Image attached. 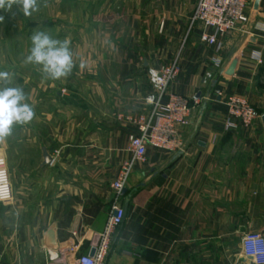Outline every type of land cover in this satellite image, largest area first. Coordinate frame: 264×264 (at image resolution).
Segmentation results:
<instances>
[{
    "label": "crops",
    "instance_id": "1",
    "mask_svg": "<svg viewBox=\"0 0 264 264\" xmlns=\"http://www.w3.org/2000/svg\"><path fill=\"white\" fill-rule=\"evenodd\" d=\"M42 1L45 27L62 20L61 33L75 32L77 41L68 45L69 74L46 73L45 95L31 90L25 101L32 120L13 125L21 181L16 198L0 204V264H75L91 252L117 199L111 185L130 157L129 137L138 133L126 117L151 111L149 69L175 59L181 71L170 90L192 104L183 149H148L118 199L125 219L105 264H264L242 252L245 234L264 235V33L245 26L203 43V27L189 29L198 0ZM256 1L251 22L264 24V0ZM10 13L19 26L20 11ZM60 84L68 91L54 92ZM232 95L260 112L252 128H225ZM2 142L8 162L7 137ZM67 246L76 253L50 260Z\"/></svg>",
    "mask_w": 264,
    "mask_h": 264
},
{
    "label": "built area",
    "instance_id": "2",
    "mask_svg": "<svg viewBox=\"0 0 264 264\" xmlns=\"http://www.w3.org/2000/svg\"><path fill=\"white\" fill-rule=\"evenodd\" d=\"M251 0H198L191 16L190 29L197 25L203 27L200 41L214 45L217 34H226L237 28L248 26V30L264 33L263 23H252L249 13ZM181 66L178 59L159 68L149 69V79L152 92L146 97V103L151 106L149 113L129 116L126 119L136 126L138 133L129 137L130 157L121 165L117 178L111 187L117 196L113 211L104 230L98 235L91 247V252L79 253L75 264H104L111 249L113 236L125 219V208L118 203L130 176L140 165L147 163L150 147L165 152H177L183 149L181 128L190 122L192 113L191 100L170 90L180 74ZM167 98V100H165ZM227 119L225 128L237 126L252 128L261 117L260 112L245 97L232 95L225 101ZM14 199V189L7 168L0 166V204ZM242 252L247 259L255 263L264 262V235L260 232H250L242 239ZM75 254L73 246L61 247L49 258L56 262L61 258Z\"/></svg>",
    "mask_w": 264,
    "mask_h": 264
},
{
    "label": "rangeland",
    "instance_id": "3",
    "mask_svg": "<svg viewBox=\"0 0 264 264\" xmlns=\"http://www.w3.org/2000/svg\"><path fill=\"white\" fill-rule=\"evenodd\" d=\"M8 1V0H6ZM6 4V3H5ZM5 5L1 9L2 12L6 13V17L0 18V72H8L10 79L8 82L0 81V88L3 87H17L23 90L26 100L29 101V94L31 90L40 92V97L45 95L46 84L45 72L43 71L42 65L31 63L27 57L30 55L32 48V36L40 31L47 33L51 38L58 41H77L75 32L70 35H63L61 33V27L63 25L62 20H57L58 23L53 27H45L46 21V4L42 0H37L36 7L31 10L30 14H25L23 5L21 2L16 4L12 3ZM12 12L20 11L21 24L14 27V19ZM12 17V18H11ZM17 21V20H16ZM32 22L36 24H32ZM189 23V29H190ZM73 70V69H72ZM36 73L38 78H36ZM30 75L34 76V79H30ZM62 84L55 86L54 92H67V88L63 89ZM13 127L9 136H7L6 150L8 155V162H3L0 158V166L7 168L9 171L11 181L14 189V197L16 198V188L21 181L16 177V167L19 163L20 156L13 155ZM4 149V144L2 146ZM9 206V205H7ZM250 260V259H249ZM252 262V260H250Z\"/></svg>",
    "mask_w": 264,
    "mask_h": 264
},
{
    "label": "clouds",
    "instance_id": "4",
    "mask_svg": "<svg viewBox=\"0 0 264 264\" xmlns=\"http://www.w3.org/2000/svg\"><path fill=\"white\" fill-rule=\"evenodd\" d=\"M11 4L12 0H8ZM25 14H30L36 7L37 0H20ZM5 0H0V7ZM32 48L28 61L42 65L43 71L52 79L67 76L72 68V54L69 50V41L63 42L51 38L45 32H36L32 36ZM10 74L0 72V81L8 82ZM26 96L22 89L17 87L0 88V141L10 135L16 123H27L32 120L34 111L25 102Z\"/></svg>",
    "mask_w": 264,
    "mask_h": 264
},
{
    "label": "water",
    "instance_id": "5",
    "mask_svg": "<svg viewBox=\"0 0 264 264\" xmlns=\"http://www.w3.org/2000/svg\"><path fill=\"white\" fill-rule=\"evenodd\" d=\"M258 4H259V0L256 1V7L258 6ZM236 66H237V61L234 60L233 63L228 68V70L226 71V75L232 76L235 73ZM205 106H204V108H205ZM43 157H44V164L45 165L52 164L53 157L49 154V152L46 149L43 151ZM90 254H91V256H94L95 255V249H93Z\"/></svg>",
    "mask_w": 264,
    "mask_h": 264
}]
</instances>
